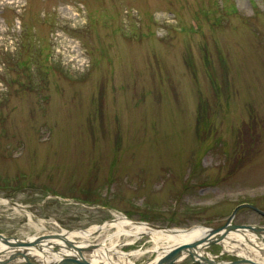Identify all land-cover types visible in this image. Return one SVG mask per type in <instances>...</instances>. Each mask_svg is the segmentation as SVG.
I'll list each match as a JSON object with an SVG mask.
<instances>
[{
	"label": "rangeland",
	"instance_id": "rangeland-1",
	"mask_svg": "<svg viewBox=\"0 0 264 264\" xmlns=\"http://www.w3.org/2000/svg\"><path fill=\"white\" fill-rule=\"evenodd\" d=\"M242 202L264 209V0H0V233L217 227Z\"/></svg>",
	"mask_w": 264,
	"mask_h": 264
},
{
	"label": "water",
	"instance_id": "water-1",
	"mask_svg": "<svg viewBox=\"0 0 264 264\" xmlns=\"http://www.w3.org/2000/svg\"><path fill=\"white\" fill-rule=\"evenodd\" d=\"M244 206L253 209L260 215H264V210L249 203H240L232 209L226 222L222 226H198L202 228L200 235L189 241L175 244L154 262L148 263L149 261H147L143 264H171L179 261L187 255H190L194 261H197L200 264H264L261 260L247 258L240 254H235L236 258L233 260H223L210 257L209 255L205 256L201 253L205 247L215 242H219L223 240V238H229L228 234L232 231L234 234H242L246 243H248L255 250L264 253V226L232 223V219L236 211L240 207ZM111 220H107V222ZM134 222L145 223L152 228L172 232L177 230H187L179 228H165L141 221ZM65 233L66 231L47 234L41 233L27 237H11L0 233V241L3 243L2 249L4 250L0 251L4 254L3 257L0 258V264H91L84 254L85 252L96 248L98 243L87 242L86 244H81L79 241L67 238ZM246 233H249L252 237L250 238ZM56 240L61 241L62 243H56ZM233 242L238 243L241 247L246 249V245L241 240L233 239ZM59 247H64L72 253H68L59 259L40 261L30 255L28 251L33 249L39 252H44L46 250L57 251Z\"/></svg>",
	"mask_w": 264,
	"mask_h": 264
},
{
	"label": "bare ground",
	"instance_id": "bare-ground-1",
	"mask_svg": "<svg viewBox=\"0 0 264 264\" xmlns=\"http://www.w3.org/2000/svg\"><path fill=\"white\" fill-rule=\"evenodd\" d=\"M105 222L98 225H92L85 229H76L73 231L67 230L65 233L66 237L69 239H73L74 237L79 238V242L81 244H86L88 238L90 237L95 238L98 236H102L100 242H98V246L93 250H90V254H84V256L89 260L91 264H135L131 260V256H137L147 250L138 248L126 252L120 250L118 246L123 243H134L136 240L145 235L149 237V241L152 243V249H155L157 251L155 257L148 260V263H152L158 257L164 255L175 244L189 241L200 235L202 231V228L199 227H192L187 230H177L175 232L155 229L145 223L134 222L120 215H115L114 219L112 218L111 221L106 223ZM110 228H114V230L109 231ZM246 234L250 238L252 237L249 233ZM233 235L234 239L244 240L242 234H233V232H230L228 236L233 239ZM122 236L127 237L125 241L119 240V238ZM227 239L228 238H224L221 243L225 246L226 250L231 251L234 245L232 246L233 243L229 244L231 242H229ZM55 242L62 243L58 240H56ZM2 247L3 243L0 241V251H4ZM28 251L30 255L40 261L59 259L60 257L67 255L68 253H72L70 250L64 247H59L57 251L46 250L44 252H39L35 249ZM203 251L204 250H202L201 253ZM238 254L244 255L247 258H253L250 256V254L244 253V251L242 250H239ZM3 255L4 254L0 252V258H2Z\"/></svg>",
	"mask_w": 264,
	"mask_h": 264
}]
</instances>
